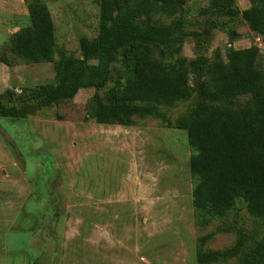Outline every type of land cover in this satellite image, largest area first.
I'll list each match as a JSON object with an SVG mask.
<instances>
[{"label":"rangeland","instance_id":"1","mask_svg":"<svg viewBox=\"0 0 264 264\" xmlns=\"http://www.w3.org/2000/svg\"><path fill=\"white\" fill-rule=\"evenodd\" d=\"M30 1L0 0V55L8 57L7 63L0 58V94L55 77L54 62L26 61L8 49L31 24ZM43 1L59 46L79 55L80 36L98 32L97 0ZM209 4L186 1L190 28L200 25ZM237 4L251 6L249 0ZM154 18L169 23L173 16ZM227 45L258 46L264 65V37L246 22L233 37L215 29L207 54ZM182 55L196 56L192 38ZM111 83L82 88L26 119L0 117V264H203L200 255L233 246L238 230L261 238L264 223L240 202L219 219L194 207L192 149L186 131L174 124L187 103L161 106L166 120L100 123L89 116L92 97L105 98Z\"/></svg>","mask_w":264,"mask_h":264},{"label":"trees","instance_id":"2","mask_svg":"<svg viewBox=\"0 0 264 264\" xmlns=\"http://www.w3.org/2000/svg\"><path fill=\"white\" fill-rule=\"evenodd\" d=\"M187 0H97L98 32L82 34L80 54L59 46L56 27L43 0L28 4L31 24L9 44L30 62H54L53 80L0 94V117L26 119L37 111L69 101L82 88L109 86L105 98L95 94L89 116L100 123L133 125L137 117L166 120L161 106L187 103L174 124L185 130L192 149L193 205L223 218L244 205L264 223V65L256 45H227L207 54L215 29L233 37L241 22L264 37V0H209L196 29L183 15ZM157 14L173 16L169 23ZM177 15V16H176ZM187 38L196 56L182 55ZM56 55L58 58H56ZM2 62H8L5 54ZM193 101L191 102V100ZM251 235V236H250ZM247 239L241 230L231 247L209 250L201 263L236 259L234 264H264V232ZM240 236V237H238ZM253 239V240H251ZM238 257V258H237Z\"/></svg>","mask_w":264,"mask_h":264}]
</instances>
